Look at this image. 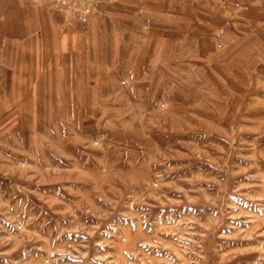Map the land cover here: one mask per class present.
Here are the masks:
<instances>
[{
	"label": "rangeland",
	"instance_id": "obj_1",
	"mask_svg": "<svg viewBox=\"0 0 264 264\" xmlns=\"http://www.w3.org/2000/svg\"><path fill=\"white\" fill-rule=\"evenodd\" d=\"M251 3L250 30L219 31L185 78L158 72L140 111L89 112L100 152L66 157L59 126L58 166L44 150L22 160L19 193L0 191V264H264V0Z\"/></svg>",
	"mask_w": 264,
	"mask_h": 264
},
{
	"label": "crops",
	"instance_id": "obj_2",
	"mask_svg": "<svg viewBox=\"0 0 264 264\" xmlns=\"http://www.w3.org/2000/svg\"><path fill=\"white\" fill-rule=\"evenodd\" d=\"M2 1L0 191L19 193V183H26L22 160L36 149L49 153L51 167L59 165V126L67 129L66 157L100 152L102 140L82 132L89 112L107 120L140 111L153 99L158 72L176 70L185 78L191 64L216 55L219 31H236L229 36L240 39V28L250 30L255 0H84L71 9L48 0ZM86 9L91 14L84 22ZM47 128L49 145L42 149ZM57 173L50 170V191H57Z\"/></svg>",
	"mask_w": 264,
	"mask_h": 264
},
{
	"label": "built area",
	"instance_id": "obj_3",
	"mask_svg": "<svg viewBox=\"0 0 264 264\" xmlns=\"http://www.w3.org/2000/svg\"><path fill=\"white\" fill-rule=\"evenodd\" d=\"M49 1L51 2V4L70 8V7L79 6L84 0H49ZM85 12L88 13L89 9H86Z\"/></svg>",
	"mask_w": 264,
	"mask_h": 264
}]
</instances>
